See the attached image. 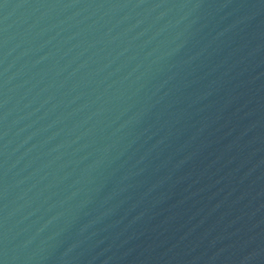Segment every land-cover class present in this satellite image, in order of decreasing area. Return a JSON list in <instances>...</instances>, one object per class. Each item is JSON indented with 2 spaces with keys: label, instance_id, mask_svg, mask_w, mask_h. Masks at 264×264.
I'll return each instance as SVG.
<instances>
[{
  "label": "water",
  "instance_id": "1",
  "mask_svg": "<svg viewBox=\"0 0 264 264\" xmlns=\"http://www.w3.org/2000/svg\"><path fill=\"white\" fill-rule=\"evenodd\" d=\"M0 264H264V0H0Z\"/></svg>",
  "mask_w": 264,
  "mask_h": 264
}]
</instances>
